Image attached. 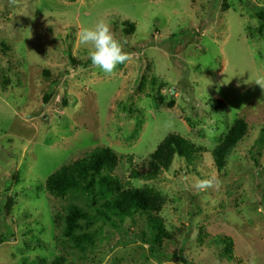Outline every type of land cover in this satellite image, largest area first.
I'll return each instance as SVG.
<instances>
[{
    "label": "rangeland",
    "instance_id": "rangeland-1",
    "mask_svg": "<svg viewBox=\"0 0 264 264\" xmlns=\"http://www.w3.org/2000/svg\"><path fill=\"white\" fill-rule=\"evenodd\" d=\"M262 8L264 0H0V264H264ZM98 19L128 56L110 74L79 39ZM238 118L248 131L220 168L214 149ZM173 133L201 150L175 155L156 179L131 177ZM102 145L118 156L126 186L165 195L160 215L173 239L149 245L140 213L81 222L77 233L97 231L94 246L64 234L57 215L67 205L94 208L82 192L53 194L48 177ZM219 236L232 237L233 257Z\"/></svg>",
    "mask_w": 264,
    "mask_h": 264
},
{
    "label": "trees",
    "instance_id": "trees-1",
    "mask_svg": "<svg viewBox=\"0 0 264 264\" xmlns=\"http://www.w3.org/2000/svg\"><path fill=\"white\" fill-rule=\"evenodd\" d=\"M258 16L261 21L258 31L263 32L264 8L258 11ZM125 25H128L130 29L133 27L130 22H126ZM247 131L248 124L243 118L234 121L227 137L214 149V158L218 167L221 168L225 165L227 156ZM200 150L194 142L186 137L175 133L169 134L150 154L148 169L145 172L133 169L131 177L156 179L161 170L169 167L175 155L191 159ZM118 161V156L111 147L97 146L75 161L62 165L48 177L47 188L53 194L60 195L69 191L82 192L90 199L94 212L97 214L96 217L92 210H87L77 203L67 205L65 214L57 215L58 219L66 220L64 234L73 241L74 245L94 246L99 237L97 231H79L77 233L76 229H81V222L86 221V224H90L88 222L99 216L112 220L113 215L123 218L133 213H140L146 215L149 232L143 231V235L149 245H158L164 239H173V232L166 227L164 218L160 215L166 201L165 195L150 187L126 186L119 175L115 173ZM108 193L112 194L106 195ZM105 195L110 196V199L102 205L99 204V200ZM217 239L225 244V254L230 258L233 257L232 237L219 236ZM54 264H64V260L63 263L54 262Z\"/></svg>",
    "mask_w": 264,
    "mask_h": 264
},
{
    "label": "clouds",
    "instance_id": "clouds-1",
    "mask_svg": "<svg viewBox=\"0 0 264 264\" xmlns=\"http://www.w3.org/2000/svg\"><path fill=\"white\" fill-rule=\"evenodd\" d=\"M81 45L88 47V57L92 65L104 73H112L117 65L123 64L128 56L119 39L111 31L110 24L98 19L93 25L86 26L79 35ZM210 186V181H200L197 188Z\"/></svg>",
    "mask_w": 264,
    "mask_h": 264
}]
</instances>
